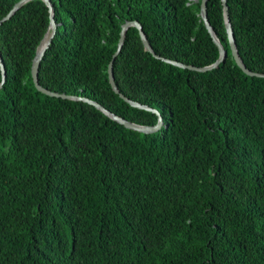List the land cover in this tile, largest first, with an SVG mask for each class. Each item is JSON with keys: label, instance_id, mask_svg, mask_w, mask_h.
<instances>
[{"label": "trees", "instance_id": "16d2710c", "mask_svg": "<svg viewBox=\"0 0 264 264\" xmlns=\"http://www.w3.org/2000/svg\"><path fill=\"white\" fill-rule=\"evenodd\" d=\"M19 0H0V20ZM46 89L87 97L140 125L156 113L116 93L108 64L137 20L161 57H219L201 0H51ZM244 65L264 74V0H226ZM207 17L227 51L196 71L154 57L129 26L113 60L121 93L155 108L143 133L34 85L49 25L43 0L0 23V264H264V76L235 62L221 0ZM0 69V82H1Z\"/></svg>", "mask_w": 264, "mask_h": 264}, {"label": "water", "instance_id": "95a60500", "mask_svg": "<svg viewBox=\"0 0 264 264\" xmlns=\"http://www.w3.org/2000/svg\"><path fill=\"white\" fill-rule=\"evenodd\" d=\"M26 1L28 0H19L17 1L13 7L9 10V12L5 15V17H3L0 20V23L9 18L16 10H18L20 8V6L22 4H24ZM45 2V4L48 6L49 8V25L47 28L46 33L44 34L43 38L41 39L40 43L37 45L36 47V51H35V55L32 59V64H31V75H32V79L34 82L35 87L37 88V90L47 94V95H51V96H58V97H62V98H68V99H75V100H83L86 101L88 103L93 104L95 107H97L99 110H101L103 113H105L107 116H109L111 119L121 123L122 125H124L127 128L136 130V131H140L143 133H151L154 132L156 130H158L162 124V117L159 114V112L155 109L152 108L146 104H142L138 101L132 100L129 97H127L126 95H124L123 93H121L118 89V86L114 80V75H113V60L116 57V55L120 52L123 42H124V38H125V33L126 30L129 26H134L138 29L139 35H140V39L142 41V44L145 48V50H147L148 52H150L154 57L156 58H161L163 61L180 66V67H184V68H189L192 70H196V71H206L209 70L211 68L217 67L218 64L220 63V61H222L226 54L227 51L224 49V47L222 46V44L220 43L218 37L216 36V33L213 29V27L211 26L208 17H207V8H206V1L207 0H201V4H200V16L204 22V25L206 26L208 32L210 33L212 40L214 41V43L217 45L218 50H219V57L218 59L213 62L210 65L207 66H203V67H197L194 65H187L181 62H178L176 60H172L166 57H161L160 55L156 54V52L153 50V48L150 46L146 35L142 29V25L137 21V20H127L124 24H122L121 26V31H120V37L118 40V44H117V49L114 52L112 59L110 60L109 64H108V79L110 82V85L112 87V89L119 94V96L126 101L127 103H129L130 105L134 106V107H138V108H142V109H146L149 111H152L154 113H156L158 119H157V123L155 125H140L137 124L135 122L129 121L127 119H125L122 116H119L113 112H111L110 110H108L107 108H105L104 106H102L101 104H99L96 101H93L87 97H82V96H77V95H69V94H65V93H57V92H53L50 91L48 89H46L45 87L41 86L38 82V67H39V63L40 60L42 59V56L44 55V52L46 50V48L48 47L49 43L51 42L52 37L54 36L55 30H56V22L54 19V10H53V4L51 3V0H43ZM222 4H223V15H224V22H225V28H226V32H227V37H228V43H229V47L231 50V53L235 59V62L237 63V65L247 74L249 75H257V76H264L263 73H257V72H253L251 70H249L243 63V61L241 60L239 54H238V50L236 48V44H235V39H234V34H233V30H232V26L231 23L229 21V17H228V7L226 4V0H221ZM0 69H1V82H0V87L2 86L4 80H5V67L2 61V57L0 55Z\"/></svg>", "mask_w": 264, "mask_h": 264}]
</instances>
